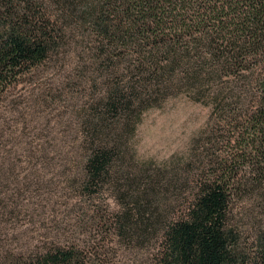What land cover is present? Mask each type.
Segmentation results:
<instances>
[{
  "label": "trees",
  "instance_id": "obj_1",
  "mask_svg": "<svg viewBox=\"0 0 264 264\" xmlns=\"http://www.w3.org/2000/svg\"><path fill=\"white\" fill-rule=\"evenodd\" d=\"M66 58L80 84L95 88L79 116L82 157L66 181L75 201L93 207L110 192L120 209L108 233L133 247L157 243L154 264H264V232L247 255L229 217L246 175L253 195L264 183V76L240 154L213 157L206 165L223 164L211 171L194 175L195 156L161 168L136 165L127 144L144 111L177 91L200 94L224 68L234 76L257 70L264 0H0V97L34 68ZM217 98L206 106L216 111ZM11 168L0 164V184H14L0 191L4 234L37 199L25 166L18 174ZM171 200L177 212L167 214ZM29 245L6 247L1 264H88L78 239Z\"/></svg>",
  "mask_w": 264,
  "mask_h": 264
},
{
  "label": "rangeland",
  "instance_id": "obj_2",
  "mask_svg": "<svg viewBox=\"0 0 264 264\" xmlns=\"http://www.w3.org/2000/svg\"><path fill=\"white\" fill-rule=\"evenodd\" d=\"M70 63V58L48 61L22 76L0 97V164L4 168L12 165L14 174L25 166L37 198L23 209L22 216L28 215L10 225L17 231L15 236L8 233L10 227L4 234L3 203L0 205V264L10 245L27 250L29 244L65 239L80 240L86 247L88 264H154L157 243H136L133 247L123 241L117 243L108 233L109 220L120 209L110 192L103 191L100 202L88 207L78 204L74 191L66 186L82 157L79 116L95 90L94 86L88 89L80 84L76 77L80 71L72 72ZM256 68L252 66L239 76L224 68L215 75V82L201 88L200 94L179 90L160 105L145 110L127 141L134 164L161 168L169 163L183 164L195 156L193 174L200 175L223 164L206 165L213 157L224 161L240 154L236 147L247 138L246 116L263 99L260 87L264 62ZM88 76L92 81L94 77ZM216 96L219 105L213 111L206 105ZM242 169V174L249 172L247 164ZM246 178L243 189L231 195L229 217L240 232L241 250L251 256L255 238L264 232V183L253 195L250 192L255 183L248 175ZM13 185L2 181L0 191ZM168 205L167 214L177 212V201L171 200Z\"/></svg>",
  "mask_w": 264,
  "mask_h": 264
}]
</instances>
